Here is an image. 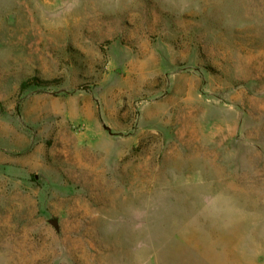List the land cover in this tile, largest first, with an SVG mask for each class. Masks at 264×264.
I'll return each instance as SVG.
<instances>
[{
  "label": "rangeland",
  "instance_id": "rangeland-1",
  "mask_svg": "<svg viewBox=\"0 0 264 264\" xmlns=\"http://www.w3.org/2000/svg\"><path fill=\"white\" fill-rule=\"evenodd\" d=\"M0 264H264V0H0Z\"/></svg>",
  "mask_w": 264,
  "mask_h": 264
},
{
  "label": "trees",
  "instance_id": "trees-1",
  "mask_svg": "<svg viewBox=\"0 0 264 264\" xmlns=\"http://www.w3.org/2000/svg\"><path fill=\"white\" fill-rule=\"evenodd\" d=\"M48 83L49 82H41L38 79H31V80L23 82L20 89L24 90V89L29 88L31 86H42V85H47Z\"/></svg>",
  "mask_w": 264,
  "mask_h": 264
}]
</instances>
